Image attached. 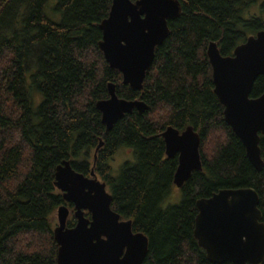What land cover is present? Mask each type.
<instances>
[{
	"label": "trees",
	"instance_id": "1",
	"mask_svg": "<svg viewBox=\"0 0 264 264\" xmlns=\"http://www.w3.org/2000/svg\"><path fill=\"white\" fill-rule=\"evenodd\" d=\"M111 2L0 0V264H57L55 211L62 203L72 207L54 184L63 160L86 176L93 167L112 194L111 208L147 236L142 264H234L210 261L198 245L196 200L223 188L252 187L264 223V135L263 166L256 170L224 120L206 47L215 41L222 55H232L246 30L264 29V21L242 17L244 0H179L181 11L168 20L170 33L155 47L143 87L135 90L122 84L98 46L99 24ZM46 7L59 13V21ZM108 82L119 97L147 104L142 113H125L110 130L96 108L108 97ZM263 91L259 75L250 97ZM167 126L198 131L202 169L178 187L177 204L162 207L178 164L177 154L165 152ZM123 147L135 159L113 176L110 161ZM74 222L72 216L67 227Z\"/></svg>",
	"mask_w": 264,
	"mask_h": 264
},
{
	"label": "water",
	"instance_id": "2",
	"mask_svg": "<svg viewBox=\"0 0 264 264\" xmlns=\"http://www.w3.org/2000/svg\"><path fill=\"white\" fill-rule=\"evenodd\" d=\"M180 11L179 0H112L108 16L99 24L102 38L98 46L109 66L121 73L122 84L142 89L155 47L170 33L168 20L176 18ZM206 54L224 120L242 142L252 166L260 170L264 91L257 97H250V91L255 79L264 75V29L248 35L235 46L232 55H222L215 41L208 42ZM107 89L108 97L96 102L106 130L125 113L133 109L142 113L147 107L139 98L119 97L113 82H108ZM162 136L166 155L178 156L173 183L181 187L193 171L202 169L200 135L192 126L182 131L167 126ZM102 144L100 138L94 163ZM54 178L63 201L73 204L75 217V224L67 227L68 206L62 203L56 209L53 237L57 264H142L148 248L147 236L133 231L132 220L121 219L111 208L112 194L93 167L86 176L63 160L56 166ZM258 202L259 196L252 187L223 188L196 200L193 234L210 261L263 263L264 223Z\"/></svg>",
	"mask_w": 264,
	"mask_h": 264
},
{
	"label": "rangeland",
	"instance_id": "3",
	"mask_svg": "<svg viewBox=\"0 0 264 264\" xmlns=\"http://www.w3.org/2000/svg\"><path fill=\"white\" fill-rule=\"evenodd\" d=\"M56 1H54L55 4ZM245 7L242 13L244 19H251L254 17L261 18L264 21V0H244ZM53 4V7H54ZM53 7L50 9L46 7V13L53 20L59 21L60 15L57 11L53 10ZM246 33L251 35L254 33V30H246ZM38 96V95H37ZM40 96L38 99H34V105L39 102ZM135 157L132 155V151L129 148H119L114 154L112 160L110 161L111 173L113 176H116L119 173V170L126 160L134 161ZM181 200V191L177 186H172L168 195L164 198L162 202V207H167L170 205L177 204ZM55 223H56V211H55Z\"/></svg>",
	"mask_w": 264,
	"mask_h": 264
},
{
	"label": "flooded vegetation",
	"instance_id": "4",
	"mask_svg": "<svg viewBox=\"0 0 264 264\" xmlns=\"http://www.w3.org/2000/svg\"><path fill=\"white\" fill-rule=\"evenodd\" d=\"M72 204V203H71ZM67 206H68V208H69V214H68V216H67V220L68 219H70L72 216H73V204H72V207L70 208V206L67 204ZM86 213H88V212H85V215H86ZM87 216V215H86ZM74 217V216H73ZM88 217H89V215H88ZM75 218V217H74ZM67 220H66V222H67ZM74 224H75V222H74ZM66 226H68L67 224H66Z\"/></svg>",
	"mask_w": 264,
	"mask_h": 264
}]
</instances>
